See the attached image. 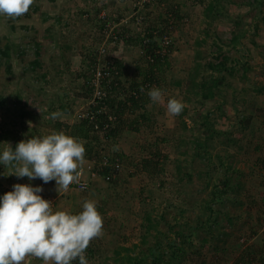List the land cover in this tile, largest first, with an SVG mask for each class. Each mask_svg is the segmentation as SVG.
Returning a JSON list of instances; mask_svg holds the SVG:
<instances>
[{"label":"rangeland","instance_id":"obj_1","mask_svg":"<svg viewBox=\"0 0 264 264\" xmlns=\"http://www.w3.org/2000/svg\"><path fill=\"white\" fill-rule=\"evenodd\" d=\"M201 1L35 0L24 16L15 20L0 16V48L15 46L9 62L0 61V94L21 92L20 99L32 105L31 115L21 124L0 111L2 132L9 133L8 141L0 143V152L7 144L14 150L16 144L27 137L51 134L56 122L78 123L80 112L86 110L93 95L91 90L89 98H85L86 82L79 79L78 74L86 70L91 58L97 63L95 72L107 62L121 63L120 90L126 97L135 68H143L146 63L139 46L126 45L117 37L123 30V37L136 38L152 26L164 32L160 44L164 38L171 44L170 66L160 87L165 104H154L149 98L146 107L151 121L148 124L137 126V131L125 124L117 130L114 139L103 138L93 145L105 153L123 155L118 176L112 182L88 176L86 191L71 184L67 192L49 189L50 199L41 196L52 202L53 211L72 214L82 211L85 200L96 202L103 218V235L94 239L86 250L88 264H113L111 259L117 248H129L128 254L133 257L140 252L146 254L158 237L154 231H148L144 233L146 244L140 241L142 218L148 211L153 221L162 218L157 230L166 237L172 238V231L179 226L195 229L191 245L185 246L182 254L175 247L177 255H173L166 242L162 243L158 249L161 260L155 264H264V233L261 231L264 216V25L261 17H264V4L259 13L245 5L247 0H221L219 14L212 22L203 12L204 3L211 0ZM257 14L258 19H254ZM238 21H241L238 28L246 27L248 32L241 46L224 47L223 53L247 68L243 79L242 66L238 65L232 76L225 75L227 86H222L213 100L203 102L192 97L186 92V78L194 66L195 53L201 52V63L213 59L214 42L227 44L232 32H236L234 23ZM197 41L203 43L197 47ZM38 42L42 66L33 73L35 81L23 68L34 59L32 44ZM19 51L22 54L17 56L15 52ZM7 64L11 67L10 73ZM43 73L47 75L45 81L38 78ZM170 97L180 99L185 105L186 131H181L179 115L173 117L166 111ZM59 102L69 107L62 117L53 120L42 115L47 107H56ZM217 105L221 106V111L213 113L211 121L225 136L209 142L206 150L197 151L198 155L191 145L179 147V139H201L193 117ZM127 117L132 116L125 112L120 119L126 122ZM36 130L38 133L34 132ZM155 147L161 155H167L168 160L161 179L154 181L138 171V165ZM180 151H185L186 155H179ZM220 162L232 167L229 171L232 187L223 198L212 200L211 209L218 217L207 221L205 208L208 206L204 205L210 199L211 186L221 179ZM85 163L87 170L89 163L86 160ZM176 164L182 168L181 181L175 175ZM10 171L0 164V191L5 193L13 190L6 179ZM184 174H190L191 178L187 181ZM52 198L60 201L58 209L54 210ZM25 264L43 262L29 257ZM146 264L154 262L148 258Z\"/></svg>","mask_w":264,"mask_h":264},{"label":"trees","instance_id":"obj_2","mask_svg":"<svg viewBox=\"0 0 264 264\" xmlns=\"http://www.w3.org/2000/svg\"><path fill=\"white\" fill-rule=\"evenodd\" d=\"M260 1V2H259ZM247 0L245 2V5H247L250 9H257L259 13L261 12L260 7L264 4V0ZM200 3H204V0H202ZM221 4V0H211L207 3H204V14L207 18H210L212 22H214V19L219 14V6ZM173 14L177 19H180L178 16V12L176 10L172 11ZM259 14L254 17V19H258ZM262 24L264 25V17H261ZM59 22V21H58ZM57 22V23H58ZM102 23L105 24V21L102 20ZM118 22V20H116ZM208 25H211L210 23ZM241 26V21H238L234 23V28L236 29V32H232V36L229 39L228 43L224 44V42H221L217 44L214 42V45L216 46L215 49V55L213 59L206 61L204 63H201V52L197 51L195 53L194 57V66L192 67L191 73L186 78V92L190 93L192 97L198 98L203 102L211 101L213 100L216 95L222 91L220 90L222 86H227L224 84L225 81V75L234 74L237 69L236 67L239 64L237 60H232L227 56V54L223 53L224 47L226 48H235L236 46H241V40L245 38L248 30L246 27H242L239 29L238 27ZM123 32L118 34L117 37H120L122 41L126 45H133V46H139L143 52V57L145 58L146 66L143 68L136 67L135 70V77L134 79L130 80V83L127 87V93L126 97L123 94L122 90H120V78L122 76L123 68L121 66V63L119 61L112 62L111 65H106L107 72H109V76L113 77V80L110 84H106L104 81L101 82L100 87L102 91L104 92V96L100 97V100H97V105H89L86 110L87 112H91L93 114V119L91 121H88V118H84L81 120H78V123L74 124H64L63 122H56L53 124L54 131L60 132L63 131L66 135H69L71 137L76 138L79 142L83 143L86 153H85V160L88 163H95L98 164L101 162V157L105 156V158L109 159V166H103L101 169V176L105 177L106 175H109L111 172V167L114 164L118 165L119 170L115 174L118 176L120 168H122V162H123V155L121 154H108L101 150L95 149L93 145H97L104 140H111L116 137L117 130L125 125L128 124V128L132 129L133 131H137V126H141L143 124H148L151 120L149 111L147 110V104L149 102V97L147 95V92L152 87H161V84L163 83V75L167 71V69L170 66L169 63V54L171 53V44L170 42L167 45H164L163 43L160 44L164 32L162 30H157L155 27H150L146 30V32L143 34V36H136V38H125L123 37ZM163 42V40H162ZM203 43L200 41L196 42V46H200V44ZM32 47L34 49L33 57L34 59L28 63L27 68H23L24 72H30L31 78H33L36 81V78L33 76L35 73L34 71L40 70L42 64L40 61V50H41V44L33 43ZM64 48H69L65 46ZM15 49V46L11 48V46L5 45L3 48H0V61L10 60V53L13 52ZM17 56H20L22 54V51L15 52ZM231 65H228V64ZM97 66L96 61L91 58V62L89 65L86 66V70L82 71L78 74L79 79L85 80V89L86 90V96L85 98H89V94L93 88H90L92 77L95 74V67ZM242 66V65H240ZM243 71V75L241 76L242 79L245 75V72L247 71V68L241 67ZM10 65L7 64V71L10 73ZM101 71H106L105 69ZM46 73L40 74L38 76L39 79L46 80ZM114 83L116 86H114ZM177 85H180L181 82H176ZM143 88L144 91L141 92L140 89ZM122 89V88H121ZM162 89V88H161ZM93 92V91H91ZM21 92H18L14 95H3L0 94V111L4 112V114L7 113L9 119H17L19 123H23V121L26 119L28 120V116L31 115L32 105L29 102H23L22 99H20ZM91 100V99H90ZM89 100V101H90ZM102 108H105L108 110V113H104V110ZM60 111L61 113L65 114L68 112L69 107L68 105H62L60 102L56 105V107H53L50 105L47 107V110L42 112V115H48L50 116L52 112L54 111ZM85 110V111H86ZM221 111V106L217 105L216 107L212 109H207L204 113H200L196 115V118L193 117V123L195 125V128L197 129V132H201V139L199 140H180L179 139V147H182V145H191L195 151V154L198 155V150H206L208 147V143L213 141L214 139H217L219 137L225 136V133L223 131L217 130L215 128V124L213 121H211V116L213 113H216V111ZM100 111V113L98 112ZM127 112V115L132 116L131 119L127 117L126 122L121 120V116L124 115V113ZM104 113V114H103ZM109 114H113L114 120L111 122L108 120ZM186 115V109L184 108L181 114L179 115V126L181 128V131L187 130V124L185 120H183V116ZM120 126L118 125L119 123ZM249 122V120H248ZM247 122V123H248ZM116 123V126H113ZM97 126V129H95L94 126ZM105 125H107L106 130L104 129ZM32 131V130H31ZM38 133V131H34ZM102 132V133H101ZM101 133V134H100ZM9 133L2 132V124H1V118H0V143L1 141H8ZM32 137V136H30ZM29 137V138H30ZM200 138V137H199ZM231 141V139H230ZM179 149V148H178ZM179 155L184 156L186 155L185 151H180ZM167 155H161L159 150L155 147V151L150 152L148 157L142 158L140 161V164L138 165V171L142 172L143 174L147 175L150 179H153L154 181L156 179L160 180L161 176L165 172V163L168 160ZM218 158V157H217ZM222 165V170L220 172L221 179L216 180V183H214L211 186V190L209 191L210 199H208L204 205V207L207 205L208 207L205 208L208 211L207 220L208 219H216L217 213L211 209L212 200L214 199H220L223 198L226 195V192L231 190L232 184L229 183L230 176L229 171L232 168L230 164L223 165L222 162H220L219 166ZM221 168V166H220ZM262 171H264V162H263V168ZM234 172V171H233ZM264 173V172H263ZM182 168L179 164H176L175 168V175L178 180L181 181L182 176ZM188 179L191 178L190 174H184ZM113 180L109 181L112 182ZM204 211V210H203ZM161 217L157 219L156 221H153L152 219V213L151 211H148L144 213L142 218V225H141V233L142 238L140 239L141 243L143 245L146 244V236L144 233L148 231H154L155 234H158V237L156 238V242L154 243V246L148 247L147 253L140 252V256H130L128 253L130 252L129 248H117L114 250V255L112 257V263L113 264H146L148 258H151V261L155 263L159 262L161 260V254L159 253L158 249L161 247V244L166 242L168 246V250L173 251V255H177V251H180V253H183V249L187 245H191V238L195 236L194 232L195 229H193L191 226H185V228L182 226H179L177 230L172 231V238L166 237L165 234L158 233V227L159 223L161 221ZM228 222H230L231 219H227ZM162 237V238H161ZM135 247V246H134ZM176 247V250L174 249ZM91 252V250H88ZM125 254L123 255V253ZM89 255H86V258H88ZM177 257V256H176ZM172 260V258H171ZM78 264V262H77ZM104 264H110L109 262H106Z\"/></svg>","mask_w":264,"mask_h":264},{"label":"clouds","instance_id":"obj_3","mask_svg":"<svg viewBox=\"0 0 264 264\" xmlns=\"http://www.w3.org/2000/svg\"><path fill=\"white\" fill-rule=\"evenodd\" d=\"M34 2L0 0V16L15 20L27 14ZM147 95L152 103L165 104L160 88L152 87ZM184 107L180 99L170 97L166 101L170 116L180 115ZM62 115L56 111L50 118L56 120ZM85 153L83 143L76 138L53 131L21 140L14 150L7 144L0 152V164L11 169L9 175L40 179L45 184L55 181L57 192H67L71 184H79ZM12 189L0 197V264H25L29 257L43 264H88L86 250L103 235V218L95 201L85 200L82 211L72 214L53 211L52 202L39 195L43 191L40 186L17 183Z\"/></svg>","mask_w":264,"mask_h":264},{"label":"built area","instance_id":"obj_4","mask_svg":"<svg viewBox=\"0 0 264 264\" xmlns=\"http://www.w3.org/2000/svg\"><path fill=\"white\" fill-rule=\"evenodd\" d=\"M162 43L164 45H167L169 43V41L165 40V38H164ZM101 53H103V50H101ZM111 64L112 63L107 62L106 65H111ZM106 65L103 66L102 69L97 70L95 72L93 78H92L91 86L93 88V95H92L91 100L88 102V106L90 104L93 106L97 105L98 104L97 100H100V97L104 96V92L102 91V89L100 87L101 82L104 81L106 84H110L113 80V77L109 76V72H107L108 66H106ZM105 67H106V71H101V70L105 69ZM114 86H116L115 83H114ZM102 110H104V113L109 112L105 108H102ZM98 112L100 113V111H98ZM78 117H79V120L84 119V118H86V119L88 118V121H91L93 119V114L91 112H87V110H86V111L80 112ZM114 117L115 116L113 114H109V116L107 118L109 121L112 122L114 120ZM94 127H95V129H97L96 125ZM106 128H107V125H105L104 129L106 130ZM101 158H102L101 162H99L98 164H95L92 162V163H89V165L87 166V170L89 172L90 179L102 178V180H104L105 182H109L111 180H114L117 177L115 174L117 171H115V170L116 169L119 170L118 165L114 164V165L110 166L111 167L110 174L106 175L105 177H102L100 174L101 169L103 166H109V159L105 158V156H103ZM72 185L80 191H85L88 188L89 183L82 178V172H81L79 184L73 183ZM81 185H86V187L81 188ZM261 231L264 233V216H263L262 221H261Z\"/></svg>","mask_w":264,"mask_h":264},{"label":"crops","instance_id":"obj_5","mask_svg":"<svg viewBox=\"0 0 264 264\" xmlns=\"http://www.w3.org/2000/svg\"><path fill=\"white\" fill-rule=\"evenodd\" d=\"M28 138L29 137H27V139ZM81 170H82L83 177L85 176L84 179H87L88 174H84V172L86 171V168H84V166H83V168ZM6 179H8V183H11L12 185L19 183V184H30L33 187L40 186V187H42L43 191L41 193H39V195H41L42 197L44 196V197L49 198V199L51 197V196H49L51 194L49 189H52V188L55 189L56 188L55 181H50L49 183L45 184L40 179L29 180L27 177L18 178V177L14 176V175L13 176L12 175H8V177ZM55 191H56V189L54 190V192ZM4 193L5 192L0 191V195L1 196H3ZM52 199H53L52 201H53V204H54V210L58 209L57 205L61 204L60 201L58 200V198H52ZM55 211H57V210H55Z\"/></svg>","mask_w":264,"mask_h":264}]
</instances>
